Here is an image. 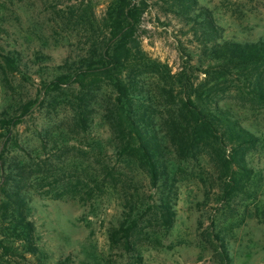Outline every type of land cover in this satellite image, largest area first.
<instances>
[{"label": "trees", "instance_id": "trees-1", "mask_svg": "<svg viewBox=\"0 0 264 264\" xmlns=\"http://www.w3.org/2000/svg\"><path fill=\"white\" fill-rule=\"evenodd\" d=\"M167 2L193 21L191 32L208 62L198 69L186 61L172 72L148 55L142 46L148 0H110L99 23L84 10L82 15L71 11L88 33V50L79 61L66 60L49 82L41 81L42 102H56L52 93L61 90L70 96L68 105H41L43 119L33 125L32 147L22 144L20 129L34 115L35 99L15 97L13 84L18 76L29 79L26 66L20 52L0 49V86L11 102L0 111V264H40L30 259L37 254L27 217L33 195L71 197L82 206L109 194L120 196L121 215L107 230L109 244L122 251L125 264H143L141 243L167 231L175 220L174 183L181 170L171 172V157L180 163L208 162L225 199L246 192L249 156L260 139L221 102L231 95L244 105H264V39H222L211 12L197 0ZM143 76L157 80L155 93L139 88ZM152 98L156 105L142 104ZM93 103L100 104L112 156L83 144L91 134ZM132 167L146 173L153 189L148 207ZM215 240L220 263L229 264L224 239L216 235Z\"/></svg>", "mask_w": 264, "mask_h": 264}, {"label": "rangeland", "instance_id": "rangeland-1", "mask_svg": "<svg viewBox=\"0 0 264 264\" xmlns=\"http://www.w3.org/2000/svg\"><path fill=\"white\" fill-rule=\"evenodd\" d=\"M167 1L148 0L150 6L142 21V46L149 56L167 63L172 72L186 61L201 69L208 61L191 32L193 21L187 20L183 12L173 10ZM109 2L0 0V49L20 52L29 78L14 79L15 97L21 95L23 101L35 99L34 115L26 117L27 124L20 129L25 147L35 145L30 134L34 123L43 119L41 105H68L70 93L66 90L52 93L56 102H42L38 96L41 81L49 82L66 60L79 61L88 50V33L71 11L82 15L84 10L99 23ZM197 4L211 12L222 39H264V0H197ZM156 81L143 76L139 88L155 93ZM156 101L152 98L141 102L156 105ZM221 103L260 139L259 148L249 156L251 182L244 194L225 199L208 162L180 163L171 157V172L181 170L174 183L175 220L167 231H159L155 238L141 243L143 264H221L216 235L224 239L229 264H264V105H244L231 95L224 96ZM9 104L10 99L0 86V111ZM93 105L96 110L91 134L83 144L103 148L112 156L113 143L102 121L100 104ZM120 165L125 171L130 170L124 162ZM132 170L138 192L148 207L153 190L148 177L142 169ZM121 210L122 200L116 194L106 195L92 206H82L71 197L54 200L31 196L27 217L33 225L37 254L30 259L40 264H125L126 256L111 247L107 237L108 228L119 221Z\"/></svg>", "mask_w": 264, "mask_h": 264}]
</instances>
